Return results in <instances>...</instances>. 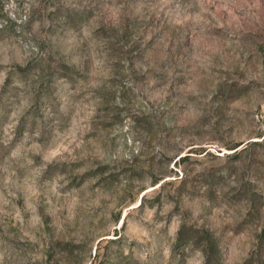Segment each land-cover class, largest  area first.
<instances>
[{"label": "rangeland", "instance_id": "obj_1", "mask_svg": "<svg viewBox=\"0 0 264 264\" xmlns=\"http://www.w3.org/2000/svg\"><path fill=\"white\" fill-rule=\"evenodd\" d=\"M0 264H264V0H0Z\"/></svg>", "mask_w": 264, "mask_h": 264}]
</instances>
